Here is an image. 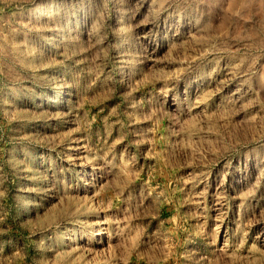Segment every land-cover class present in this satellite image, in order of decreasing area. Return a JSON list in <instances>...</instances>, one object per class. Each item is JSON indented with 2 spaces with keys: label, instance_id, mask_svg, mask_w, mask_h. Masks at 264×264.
<instances>
[{
  "label": "rangeland",
  "instance_id": "rangeland-1",
  "mask_svg": "<svg viewBox=\"0 0 264 264\" xmlns=\"http://www.w3.org/2000/svg\"><path fill=\"white\" fill-rule=\"evenodd\" d=\"M0 264H264V0H0Z\"/></svg>",
  "mask_w": 264,
  "mask_h": 264
}]
</instances>
